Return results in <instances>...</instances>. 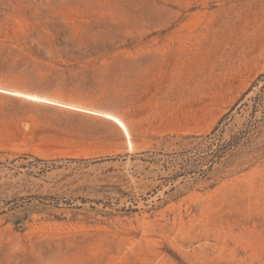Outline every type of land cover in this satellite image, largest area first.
I'll return each instance as SVG.
<instances>
[{
	"label": "rangeland",
	"instance_id": "obj_1",
	"mask_svg": "<svg viewBox=\"0 0 264 264\" xmlns=\"http://www.w3.org/2000/svg\"><path fill=\"white\" fill-rule=\"evenodd\" d=\"M0 86L133 142L0 92V264H264V0H0Z\"/></svg>",
	"mask_w": 264,
	"mask_h": 264
},
{
	"label": "bare ground",
	"instance_id": "obj_2",
	"mask_svg": "<svg viewBox=\"0 0 264 264\" xmlns=\"http://www.w3.org/2000/svg\"><path fill=\"white\" fill-rule=\"evenodd\" d=\"M0 92L15 95V96H21V97H24V98L29 99V100L39 101L41 103L44 102V103H49V104H53L56 106L61 105V107L65 106V107H68V109L69 108L78 109L79 111L81 110V112L83 110V111L98 114V116L102 115L103 116V117L101 116L102 118H107L110 121H113L121 129V131L123 132V134L126 138L127 144L129 145L130 149H133V142L131 139L130 128L127 125V123L121 117L117 116L116 114H113L110 112H99L97 110L93 111V110H90V108L89 109L81 108L82 106L78 107L75 104H71V103H67V102L65 103V102H62L60 100L58 101L57 99L55 100L53 98H49V97H46L43 95H39L36 93L27 92V91H23V90H18V89H14V88H7V87L0 86ZM91 109H93V108H91Z\"/></svg>",
	"mask_w": 264,
	"mask_h": 264
},
{
	"label": "crops",
	"instance_id": "obj_3",
	"mask_svg": "<svg viewBox=\"0 0 264 264\" xmlns=\"http://www.w3.org/2000/svg\"><path fill=\"white\" fill-rule=\"evenodd\" d=\"M128 125V124H127Z\"/></svg>",
	"mask_w": 264,
	"mask_h": 264
}]
</instances>
